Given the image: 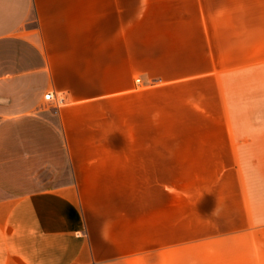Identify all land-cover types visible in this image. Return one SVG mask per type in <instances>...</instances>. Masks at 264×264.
<instances>
[{
  "label": "crops",
  "instance_id": "1",
  "mask_svg": "<svg viewBox=\"0 0 264 264\" xmlns=\"http://www.w3.org/2000/svg\"><path fill=\"white\" fill-rule=\"evenodd\" d=\"M188 204L264 264V0H0V264H186Z\"/></svg>",
  "mask_w": 264,
  "mask_h": 264
},
{
  "label": "rangeland",
  "instance_id": "2",
  "mask_svg": "<svg viewBox=\"0 0 264 264\" xmlns=\"http://www.w3.org/2000/svg\"><path fill=\"white\" fill-rule=\"evenodd\" d=\"M139 81V79H138ZM194 198H189L192 201ZM193 206L187 205V244L183 246V254L186 255V264H232L227 261L226 244L211 243L209 237H202V234L209 232L205 229V222L196 221ZM197 225H199L197 227ZM178 232L172 229V234ZM178 248V246L176 247ZM182 253V251H181ZM178 255V250L176 252Z\"/></svg>",
  "mask_w": 264,
  "mask_h": 264
},
{
  "label": "built area",
  "instance_id": "3",
  "mask_svg": "<svg viewBox=\"0 0 264 264\" xmlns=\"http://www.w3.org/2000/svg\"><path fill=\"white\" fill-rule=\"evenodd\" d=\"M45 99L56 107L65 104V98L62 95H56L54 92H48L45 95Z\"/></svg>",
  "mask_w": 264,
  "mask_h": 264
},
{
  "label": "clouds",
  "instance_id": "4",
  "mask_svg": "<svg viewBox=\"0 0 264 264\" xmlns=\"http://www.w3.org/2000/svg\"><path fill=\"white\" fill-rule=\"evenodd\" d=\"M215 211V210H214Z\"/></svg>",
  "mask_w": 264,
  "mask_h": 264
}]
</instances>
